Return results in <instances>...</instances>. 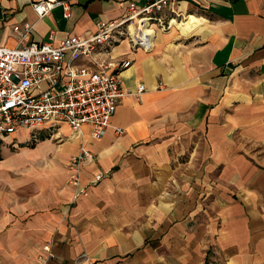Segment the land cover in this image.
Returning <instances> with one entry per match:
<instances>
[{"label":"crops","instance_id":"1","mask_svg":"<svg viewBox=\"0 0 264 264\" xmlns=\"http://www.w3.org/2000/svg\"><path fill=\"white\" fill-rule=\"evenodd\" d=\"M150 2L73 0L39 20L0 0V46L20 47L26 23L25 44L58 45ZM171 3L150 48L126 35L96 56L127 93L101 139L67 125L0 138V264H264V0Z\"/></svg>","mask_w":264,"mask_h":264},{"label":"built area","instance_id":"2","mask_svg":"<svg viewBox=\"0 0 264 264\" xmlns=\"http://www.w3.org/2000/svg\"><path fill=\"white\" fill-rule=\"evenodd\" d=\"M22 1L30 3L39 20L57 8H62L68 17L73 2ZM170 3L171 0H151L142 8L131 3L124 19L98 21L94 34L85 37L73 35L58 45L55 44L54 32L47 42L25 44L34 26L26 23L23 29L15 27L21 46H0V138L23 129L34 133L49 129L58 133L61 126L67 125L77 135H82L83 129L89 127L92 137L101 139L111 125L118 102L127 93L121 87L119 73L109 74L107 70L111 64L99 63L96 56L127 32L135 44L150 48L151 36L142 32L138 34V31L145 23L153 32L154 28L169 30L174 20L171 18L166 22L163 12L168 9L176 13L175 6ZM131 27L137 32L136 37H133ZM81 59L93 62L97 69L77 65ZM129 65L124 62L121 67ZM144 90V85H140L136 96L140 97ZM89 157L83 148L71 160L73 184L79 185L80 171ZM103 179L104 175L98 174L91 185L97 186Z\"/></svg>","mask_w":264,"mask_h":264},{"label":"bare ground","instance_id":"3","mask_svg":"<svg viewBox=\"0 0 264 264\" xmlns=\"http://www.w3.org/2000/svg\"><path fill=\"white\" fill-rule=\"evenodd\" d=\"M131 30H132L133 37H136L137 36V32L134 30V27H131ZM139 32L145 33L146 35H150L151 38L153 37V31L147 29V23H145L144 25H142V27L138 31V34H139ZM147 32H152V34H148ZM135 39H137V38H135Z\"/></svg>","mask_w":264,"mask_h":264},{"label":"rangeland","instance_id":"4","mask_svg":"<svg viewBox=\"0 0 264 264\" xmlns=\"http://www.w3.org/2000/svg\"><path fill=\"white\" fill-rule=\"evenodd\" d=\"M126 35L128 36V32L124 35V37H125ZM128 37H130V36H128ZM17 137H18L17 139H18L19 141H20V140H23V139H24V134H19ZM2 144H3V142L0 141V146H1ZM12 151H13V149H12Z\"/></svg>","mask_w":264,"mask_h":264}]
</instances>
